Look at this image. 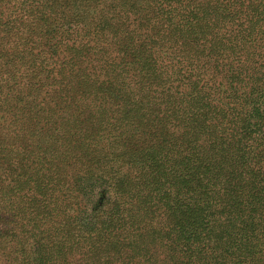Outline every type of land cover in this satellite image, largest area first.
<instances>
[{"label": "trees", "instance_id": "trees-1", "mask_svg": "<svg viewBox=\"0 0 264 264\" xmlns=\"http://www.w3.org/2000/svg\"><path fill=\"white\" fill-rule=\"evenodd\" d=\"M134 6L0 0V264H264V0Z\"/></svg>", "mask_w": 264, "mask_h": 264}, {"label": "rangeland", "instance_id": "rangeland-1", "mask_svg": "<svg viewBox=\"0 0 264 264\" xmlns=\"http://www.w3.org/2000/svg\"><path fill=\"white\" fill-rule=\"evenodd\" d=\"M149 7V9L151 10V8L153 7V5L156 4V0H146V3L144 0H135V11L134 14L130 13L128 18L129 21H127V29L129 30H133L136 27L139 26L140 23V19L142 17V15H144L145 13L143 12L144 7ZM134 20V21H131ZM131 21V22H130ZM154 19L150 17V20L148 22V24L146 25L145 28L141 29V31H145L146 30V34H152L155 30L156 27V23H154ZM139 28V27H138ZM159 55L161 56V58L159 59V65H166V73L170 78V82L171 85L176 86L177 84L180 85V89L182 90H186V86H185V82L186 81H182L181 80V76L178 77V75H176V71H178L179 67H185L186 63H187V59H182L183 55L182 53H180L179 51L175 50V48L172 46H170V44H167L166 47H160L159 48ZM174 50V51H173ZM173 56L176 57V60L179 61V63H176L175 60H173ZM181 71H185L184 68H182Z\"/></svg>", "mask_w": 264, "mask_h": 264}]
</instances>
